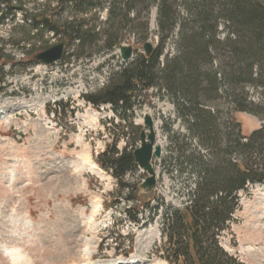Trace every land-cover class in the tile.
Returning a JSON list of instances; mask_svg holds the SVG:
<instances>
[{"label": "rangeland", "instance_id": "374dc122", "mask_svg": "<svg viewBox=\"0 0 264 264\" xmlns=\"http://www.w3.org/2000/svg\"><path fill=\"white\" fill-rule=\"evenodd\" d=\"M59 2L11 0L10 8L0 6V46L13 59L4 65L6 75L0 90V264H94L135 257L138 261L128 264H172L166 259L164 215L189 202L198 179L184 154L207 155L208 150L192 134L184 112L170 96L154 95L152 105L136 108L130 122L140 127L138 141L131 142L137 148L145 115L154 121L156 141L162 147V156L153 160L157 183L154 190L139 191L145 203L129 202L126 188L120 190L97 158L116 140L122 151L133 140L134 131L112 106L97 109L84 99L128 63L122 60L119 45L109 50L101 40L85 47V55L76 58L72 56L75 42L67 46L60 61L47 65L34 56L59 43L61 38L54 32L43 27L30 42L18 47L12 42L13 37L21 38L22 27L37 34L46 20L34 23L30 14L44 8L51 12ZM108 9L109 2H104L87 17L97 14L101 25L108 18ZM70 17L65 10L48 15L56 21ZM156 17V8L147 14L142 7L138 21L148 20L147 37L139 42V35L131 32L121 43L133 46L134 57L137 52L145 53V41L157 46ZM176 42L177 32L164 42L162 58L176 53ZM22 60L27 63L12 64ZM249 94L260 102L257 90L250 88ZM218 102L225 99L220 97ZM236 118L243 135L264 123L244 112ZM219 122L227 125L225 113L219 115ZM119 123L126 135L117 127ZM147 176L137 168L126 180L141 184ZM239 197V209L220 243L244 264H264V184L249 185ZM134 215L138 222H133ZM6 248L20 249L25 258L14 259L5 253Z\"/></svg>", "mask_w": 264, "mask_h": 264}, {"label": "trees", "instance_id": "16d2710c", "mask_svg": "<svg viewBox=\"0 0 264 264\" xmlns=\"http://www.w3.org/2000/svg\"><path fill=\"white\" fill-rule=\"evenodd\" d=\"M10 2L0 0V6L10 8ZM104 2H109V14L100 25L97 14L93 18L87 15ZM142 7L147 14L157 9L160 40L154 51L150 55L137 52L132 61L110 74L102 88L84 95L97 109L111 105L134 131L133 140L122 151L117 140L108 145L98 156V164L112 174L120 190L126 188L129 202L145 203L139 193L141 184L126 180V175L138 168L132 145L139 139L140 127L130 119L136 108L152 105L154 95L168 94L208 154H184L186 163L197 170L198 179L189 202L164 215L166 259L172 264H244L222 247L220 237L234 221L239 193L249 185L264 184V123L243 135L236 118L244 112L264 121V0H68L59 2L51 12L44 8L30 17L38 23L52 12L58 15L65 10L70 18H51L37 34L22 27L21 38L13 37L12 42L16 47L30 42L45 27L66 39L68 45L78 42L72 54L76 58L85 55V47L101 40L103 47L111 50L131 32L139 35V42L145 40L149 22L138 21ZM176 32V53L162 58L164 42ZM11 60L1 45L0 90L6 75L4 65ZM250 88L260 93L259 103L250 98ZM220 97L224 103L218 102ZM221 113L228 119L226 126L219 122ZM117 127L126 135L121 123ZM132 219L138 222L136 215Z\"/></svg>", "mask_w": 264, "mask_h": 264}, {"label": "water", "instance_id": "95a60500", "mask_svg": "<svg viewBox=\"0 0 264 264\" xmlns=\"http://www.w3.org/2000/svg\"><path fill=\"white\" fill-rule=\"evenodd\" d=\"M66 46V41L57 43L36 54L34 56V59L36 61H41L47 65L58 62L63 58ZM143 48L147 55H150L154 51V45L151 42H146ZM119 50L121 53V58L124 61H129L134 56L133 46L121 45ZM140 141V147L137 148L133 153L134 159L138 167L148 174V177L142 184V187L144 189L150 188L151 190H154L157 181L156 172L152 165V160L154 157L160 158L162 156V147L156 142L155 124L152 117L148 114L144 117V128L141 131Z\"/></svg>", "mask_w": 264, "mask_h": 264}, {"label": "bare ground", "instance_id": "6f19581e", "mask_svg": "<svg viewBox=\"0 0 264 264\" xmlns=\"http://www.w3.org/2000/svg\"><path fill=\"white\" fill-rule=\"evenodd\" d=\"M92 168L98 169V166L96 164H93ZM5 253L11 255L14 259L25 256L24 253L20 249H13V248L12 249H8V248H6L5 249ZM87 253H88V251H87ZM137 261H138V259L135 257V258H132V259H129V260L124 259V260H118V261L110 262V263L109 262H100V263L97 262V263H94V264H128V263H133V262L135 263Z\"/></svg>", "mask_w": 264, "mask_h": 264}, {"label": "flooded vegetation", "instance_id": "af4514ba", "mask_svg": "<svg viewBox=\"0 0 264 264\" xmlns=\"http://www.w3.org/2000/svg\"><path fill=\"white\" fill-rule=\"evenodd\" d=\"M46 22H47V23H50V22H51V19H49V18L47 19V18H46ZM61 41H67V40L64 39V38H61V39L59 40V42H61ZM67 42H68V41H67Z\"/></svg>", "mask_w": 264, "mask_h": 264}]
</instances>
